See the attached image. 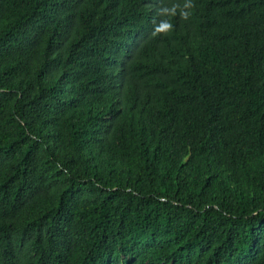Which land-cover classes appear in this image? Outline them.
<instances>
[{
  "label": "trees",
  "instance_id": "16d2710c",
  "mask_svg": "<svg viewBox=\"0 0 264 264\" xmlns=\"http://www.w3.org/2000/svg\"><path fill=\"white\" fill-rule=\"evenodd\" d=\"M183 2L0 0V264H264V0Z\"/></svg>",
  "mask_w": 264,
  "mask_h": 264
},
{
  "label": "clouds",
  "instance_id": "9594fccd",
  "mask_svg": "<svg viewBox=\"0 0 264 264\" xmlns=\"http://www.w3.org/2000/svg\"><path fill=\"white\" fill-rule=\"evenodd\" d=\"M195 10V0H184L183 4H173L170 7H163L158 10V15L163 17H179L187 21L190 19L191 15ZM154 29L152 31V36H159L161 34L168 35L173 31V24L170 19H161L158 23L154 21Z\"/></svg>",
  "mask_w": 264,
  "mask_h": 264
}]
</instances>
